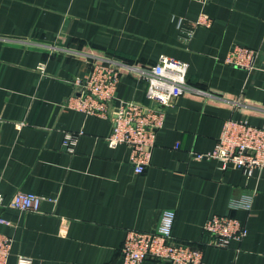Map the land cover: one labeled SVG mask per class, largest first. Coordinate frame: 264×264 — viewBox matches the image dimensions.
I'll list each match as a JSON object with an SVG mask.
<instances>
[{"label":"crops","instance_id":"0c3cea01","mask_svg":"<svg viewBox=\"0 0 264 264\" xmlns=\"http://www.w3.org/2000/svg\"><path fill=\"white\" fill-rule=\"evenodd\" d=\"M202 19L210 26L200 25ZM236 46L257 68L226 65ZM187 65L184 93L166 110L151 163L136 174L126 145L112 147L108 118L68 108L92 64L120 71L114 106L147 104L141 72L162 57ZM264 127V0H0V234L8 264H123L129 231L153 232L174 211L179 242L206 241L204 224L230 214L247 227L205 264H264V173L223 170L213 158L227 120ZM77 136L71 152L66 135ZM19 192L38 213L7 207ZM250 209L230 211L232 200ZM142 264H169L146 259Z\"/></svg>","mask_w":264,"mask_h":264},{"label":"built area","instance_id":"2783aa9c","mask_svg":"<svg viewBox=\"0 0 264 264\" xmlns=\"http://www.w3.org/2000/svg\"><path fill=\"white\" fill-rule=\"evenodd\" d=\"M199 24L210 26L212 22L202 19ZM258 57V52L236 46L224 63L251 72L257 68ZM141 76L148 81V103L122 102L116 107L120 71L114 64L94 63L83 78L75 81L79 87L78 95L71 97L67 105L90 116L110 119L113 128L106 142L112 147L126 145L130 149V164L136 174L144 173L150 165L157 135L165 125L166 110L184 93L187 65L163 56L153 68L142 71ZM76 141V135H66L65 145L71 152ZM197 158L217 159L223 170L236 168L247 177H252L256 171L264 173V127L254 126L246 120L229 119L214 151ZM43 201L36 194L19 192L7 207L23 213H38ZM4 204L5 197L0 195V205ZM250 207L251 201L234 199L230 211ZM175 219L174 211H165L155 231H129L121 247L123 264H142L146 259L169 264H205L202 247L228 249L232 242L241 243L248 235L246 225L238 218L230 214L216 215L204 224L206 241L199 245L179 242L173 236ZM0 224L11 223L1 219ZM12 245L13 238L0 234V264H8ZM19 264L30 262L21 259Z\"/></svg>","mask_w":264,"mask_h":264}]
</instances>
